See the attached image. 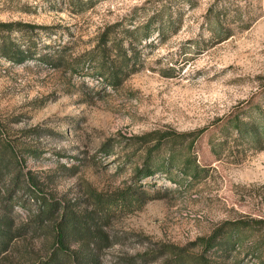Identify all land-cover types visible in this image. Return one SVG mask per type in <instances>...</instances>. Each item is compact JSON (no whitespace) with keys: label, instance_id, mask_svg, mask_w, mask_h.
Listing matches in <instances>:
<instances>
[{"label":"rangeland","instance_id":"1","mask_svg":"<svg viewBox=\"0 0 264 264\" xmlns=\"http://www.w3.org/2000/svg\"><path fill=\"white\" fill-rule=\"evenodd\" d=\"M72 1L0 0V20L45 26L11 34L32 40L34 57L16 62L0 55V117L18 146L41 150L39 157L26 159L23 171L32 170L45 192L72 198L80 207L88 204V187L110 193L132 183L140 152L125 147L121 135L204 127L191 152L206 169L193 179L178 167L141 179L161 196L114 213L108 229L119 241L104 251L105 262L140 251L149 240L186 243L239 214L264 217V148L238 137L228 120L236 114L258 116V110L264 114V0H234L248 25L230 8L226 21L232 34L217 43L204 22L216 0H196L192 7L167 0V12L180 13L177 30L141 41L139 70L115 86L82 53L106 24L122 18L145 22L160 2L92 0L76 11ZM58 45L62 65L37 59L38 52ZM168 67L172 75H163ZM113 136L121 141L112 154H102L100 145ZM14 209L25 218L24 208L15 204ZM44 241L42 235L19 240L12 256L41 253ZM243 261L256 264L248 255Z\"/></svg>","mask_w":264,"mask_h":264},{"label":"trees","instance_id":"2","mask_svg":"<svg viewBox=\"0 0 264 264\" xmlns=\"http://www.w3.org/2000/svg\"><path fill=\"white\" fill-rule=\"evenodd\" d=\"M158 1L159 7L145 22L130 24L122 18L106 24L97 42L82 53L108 84L118 85L129 73L139 70L135 62L141 41L148 40L154 32L163 34L177 30L175 23L180 13L167 12V0ZM181 1L189 7L196 3V0ZM233 1L216 0L205 13L204 22L215 43L232 34L226 21L230 8L241 21L244 19L240 5ZM72 2L77 5L76 11L93 4L92 0ZM241 23L248 25L247 21ZM36 27L45 26L21 20H0V55L16 62L34 57L36 48L32 40L19 41L11 34L32 31ZM38 53L40 61L53 67L62 65L60 45ZM169 69H163L162 74L172 75ZM228 120L238 137L256 149L264 148L263 113L258 110V116L249 118L236 114ZM203 130L204 127L189 130L167 127L121 135L125 147L140 152L141 162L133 167L132 183L110 193L88 187V204L79 207L72 198L45 192L32 170L23 171L26 159L39 157L41 150L25 144L18 146L8 122L0 117V264H146L155 261L157 264H245L243 255H248L256 264H264V217L248 214L222 219L208 234L183 244L149 240L140 251L123 252L107 262L103 258L104 251L119 241L108 229L114 213L140 208L148 200L161 196L157 190H148L141 179L157 171L170 172L173 167L193 179L206 169L191 152ZM120 141L115 136L109 137L102 142L99 151L110 155ZM15 204L25 209V218H19ZM41 235L45 240L41 253L12 256L19 240Z\"/></svg>","mask_w":264,"mask_h":264}]
</instances>
